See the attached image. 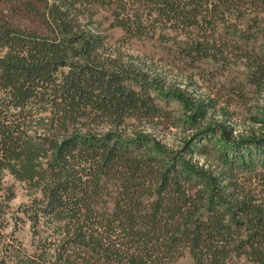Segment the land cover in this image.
Segmentation results:
<instances>
[{"label":"trees","instance_id":"1","mask_svg":"<svg viewBox=\"0 0 264 264\" xmlns=\"http://www.w3.org/2000/svg\"><path fill=\"white\" fill-rule=\"evenodd\" d=\"M0 3L33 4L44 28L0 13V264H264V136L232 142L215 124L169 148L172 101L207 111L125 50L149 42L174 68L262 71L236 22L264 0ZM15 184L29 201L13 210ZM11 223L29 225L32 253L9 243Z\"/></svg>","mask_w":264,"mask_h":264},{"label":"rangeland","instance_id":"2","mask_svg":"<svg viewBox=\"0 0 264 264\" xmlns=\"http://www.w3.org/2000/svg\"><path fill=\"white\" fill-rule=\"evenodd\" d=\"M36 10L37 8L31 3L10 6L0 3V13L12 23L43 32L44 28ZM236 28L237 35L243 37L240 39L242 44L245 45V39L249 38L251 42L248 45L256 49L258 55L263 58L264 8H261L257 14L244 15L241 22H236ZM110 34L114 39H121L122 36L119 29L110 31ZM125 50L135 60L138 58L147 60L148 69L145 73H148L149 79L154 80L155 84L161 86L164 91L176 93L181 91L187 97L202 103L204 111H207L205 118L195 119L191 116V110L184 108L182 103L172 101L170 107L175 110L174 118L177 126L164 134L163 143L169 148L180 147L184 139H190L199 130L215 124L231 130L232 142L242 138L264 136V63H262V71L246 67L242 62H231V64L210 65L204 72H199L193 68L171 67L168 63H172L173 59L168 56H164V61H160L161 55L165 54L158 44L134 41L126 46ZM198 73L201 75L199 76ZM252 78L260 81L259 84L252 82ZM216 139L218 138L211 135L205 142L215 146ZM199 159L203 163L204 158ZM209 163L216 165L214 159H210ZM8 181L11 182L10 179ZM15 190L16 198L11 202L13 210L29 201V192L24 185L15 184ZM11 225L12 227L6 231L11 233L7 235L9 243L14 247L22 246L32 253L29 225L20 223L15 232L14 224Z\"/></svg>","mask_w":264,"mask_h":264}]
</instances>
